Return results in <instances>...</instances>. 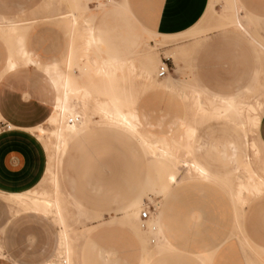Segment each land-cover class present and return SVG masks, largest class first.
<instances>
[{"label":"rangeland","instance_id":"374dc122","mask_svg":"<svg viewBox=\"0 0 264 264\" xmlns=\"http://www.w3.org/2000/svg\"><path fill=\"white\" fill-rule=\"evenodd\" d=\"M242 1L252 12L264 15V0ZM28 3L29 0H22V4ZM229 3L230 0H211L209 9L196 26V30H192L186 33L183 38L176 40H174V36H170L167 43L158 49L161 59L167 61L168 69L165 75L180 92H184L188 96V99L183 100L172 91L163 92L159 89L149 90L146 88L144 93L136 95V101L131 105L132 112L139 115L142 121L135 129L129 131L117 124L97 120L93 122L94 125L87 133L81 137L70 139L65 151L61 152L59 149L60 141L56 134L59 124L43 122L46 131L40 134L41 139H38L36 134L34 135L35 131L20 127L11 128L7 121L0 120V169L5 166L4 169L6 170L7 167L11 168V165L14 167L11 169L16 170H13L14 172L8 176L0 174V179L4 182L1 184L10 187L25 186L29 184L28 179L34 178L40 172L43 173L41 170H44L46 162V169L41 179L45 181L43 185L23 192L32 194L48 192L50 196L54 197L57 193L56 185L59 184V188L63 193L70 190L87 206L88 209L84 206L83 209L88 214L77 218L74 215L75 208L69 205L71 234L78 238L77 242L79 244L76 249L79 252L80 261L78 260L76 264H121L109 260L95 261L93 255L94 240L100 237L99 232L95 230V226L100 224L107 225L105 237H111L112 235L109 229L110 226H108L110 224L128 229L127 232L133 240V245L138 247L142 245L141 257L143 258L144 243L129 227L125 216L127 212L139 210L146 199L154 203L157 210L161 211L166 200L165 186L162 179H166L169 173H174L176 170L177 179L181 184H174V187L178 191L191 194L196 200L204 199L206 209L217 215L215 218L220 223L224 213L223 199L227 196L231 199L234 206L235 227L241 234V241L245 243L247 248L252 249L251 252L255 253L258 264L261 259L264 260V246L251 241L244 232L241 222L244 208L254 199L259 201L261 208L257 215L264 220V144L258 134L260 118L264 113V65H260L256 75V85L247 94L237 97L240 98L244 106L241 109V116L246 124L241 127L246 133L249 147V151L241 165L233 168L238 161L230 159L226 154V152H229V148L224 153L223 147L227 140L233 139L242 149L245 148L240 129L223 118L211 117L202 121V113L193 107L196 96L195 88L198 84L206 89L210 88L224 93L236 92L244 87V85L238 84L243 81L242 76L239 75V65H228L237 62V32H239L237 28L232 27L228 16L222 15L224 12L223 6ZM98 4L97 0H38L36 11L34 10L32 14L29 13L30 9H27L24 15L15 17L19 19L37 18L36 21L31 23L16 22L19 24L16 34L23 37L28 48L26 35L29 36L36 30L44 32V36L47 33L48 41L59 52V57L62 59L61 65H64L63 59L69 40L70 27L67 17L63 14L75 12L80 18L79 29H82L85 25L83 21L85 17L93 18V22L97 24L102 32L105 48L112 52H121L124 55L131 56L137 60L134 61L137 64L144 61L150 62V57L140 60L141 53L138 50L140 48L127 31L128 29L138 30L129 22L123 9L117 7L113 14L102 11ZM236 7H238L240 19L247 30L244 33L255 40L254 28L257 30L256 34L264 31V20L255 19L253 21L248 17L244 19L242 15L245 14H243L238 0L236 1ZM213 31L224 36L223 40L226 44L219 49V56H217L219 59L216 63L225 65H206L208 61L205 53L206 39L213 34ZM140 33L143 36L146 35L144 32ZM159 37L160 35L155 34L153 38ZM191 37L193 38L192 48L189 43L187 53L181 56L178 64L172 58H167L169 50L179 42L191 41ZM150 41L151 43L154 42L153 39H150ZM0 42L7 49L6 54L15 48L11 36L4 39L0 38ZM253 45L263 64L264 53L257 49L254 42ZM213 58L214 56L210 55L209 61L212 62ZM161 62H158L155 69V76L157 77H160L157 75V69ZM0 68L1 75L5 69L3 66ZM75 71L79 72L77 66H75ZM15 73L18 76L13 80L19 86H23L25 90L33 91L43 98L47 94L50 99L53 98L54 90L50 85H46L47 78L40 66L22 65ZM253 80V76H251V79L246 80V85ZM214 81H224L230 84H208ZM199 90L205 96L212 97L211 94L201 88ZM143 97L147 109L152 113H143L141 107ZM71 102L74 110L77 113L81 112V103L78 98L72 97ZM203 102H205V99ZM164 108L166 109L162 113L161 109ZM182 110L185 113L180 116L178 112ZM92 114L93 117L99 119V114ZM159 114L161 116L157 118ZM249 117L255 118L257 125H253ZM153 118H157L156 121ZM185 119L197 124V131L192 140L190 152L186 147L187 138L184 137L186 129L180 125L174 128L169 126V122L179 124ZM160 121H164L163 126L158 125ZM36 131L39 133L38 130ZM127 133L133 135L140 142L145 152L135 138ZM165 137L175 145V148L166 157L158 158L152 150L156 149V152L159 153L163 145L156 142ZM12 154H16V156L11 158ZM195 155L206 162L211 169L224 173H212L199 159L193 157ZM193 159L206 167L209 172V179L205 180L197 174L195 175V173L194 176L190 173L187 162ZM239 176L247 185H258L257 189H243L240 199L237 196ZM148 177L149 180L146 183ZM143 188L144 190L140 192ZM139 192L140 194L122 209L132 196ZM162 196L163 204L160 206L157 200ZM20 208H22L20 204L0 198V241L3 244L5 253V256L0 257V264H40L52 252L56 226L51 219L36 212L20 211L16 213ZM238 232L235 234L237 235ZM213 236H216V238H213L214 245L194 252V255H197L195 256L202 264H221L224 257L228 234L224 231H215ZM175 248V242L168 247V249ZM162 251H158L156 255L149 258L146 264H160L156 256L160 255ZM142 258L140 263L134 264H143Z\"/></svg>","mask_w":264,"mask_h":264},{"label":"crops","instance_id":"0c3cea01","mask_svg":"<svg viewBox=\"0 0 264 264\" xmlns=\"http://www.w3.org/2000/svg\"><path fill=\"white\" fill-rule=\"evenodd\" d=\"M102 6L98 4L102 11L115 13L117 7H121L123 11L128 16L129 22L136 28L138 31H133L128 29L129 35L137 42L141 53L140 60L150 58L160 57V53L158 49L162 47L167 41L170 39V36H174L175 39L183 38V36L192 31L196 30V26L201 22V20L206 15L211 0H116L117 2H112V0H101ZM38 0H29L28 4H22V0H0V22H27L31 23L37 20V18H29V19H19L15 18L18 15H24L27 9L29 13L32 14L34 10L36 11ZM98 2V1H97ZM240 8L243 10L242 15L244 19L246 17L255 21V19L264 20V15H260L252 12L249 8L244 4L242 0H238ZM84 6V5H83ZM38 16V14L36 13ZM93 19V18H92ZM31 22H30V21ZM242 21V20H241ZM251 26V25H249ZM252 27V26H251ZM140 32H144L146 35L143 36ZM209 36L206 39V48L205 53L208 57V61L206 65H225L223 63H216L219 59V49L224 47L226 42L223 40V35H219V33H215ZM237 32V31H236ZM254 28V38L252 40L250 36H248L243 31H239L237 36V62L234 64L233 62L228 65H239V75L242 76L243 81L238 84L244 85V87L238 89L236 92L224 93L212 90L210 88L206 89L204 86H200L199 84L195 88V90H199L201 88L208 94H211L212 97H208L210 100H220V101H230V100H240L241 95L247 94V92L256 85V75L259 71L260 65L262 64L259 57L257 56L254 50V44L257 49L262 52L261 44L264 45V31L258 32ZM22 33V32H19ZM44 32L37 30L32 32L27 37L28 48L25 49L29 56L32 59V62L29 64L20 63L18 66L22 65H34L40 66L44 76L47 78V86H51L54 90L53 98L50 99L49 95L45 98L36 95L33 91L25 90L23 86H19L13 79L18 76L16 70L19 68H15L13 70L5 72L0 78V115L2 119L8 122L9 127H20L25 129H35L43 126V122L49 123L50 119L56 113V105L58 102L59 92L57 87L52 82L50 76L45 71L46 66H69L66 61L68 60L71 51L73 49L74 41L71 32L69 33V40L67 42L65 58L63 59L64 65H61L62 59L59 57V52L55 49L53 44H51L47 39V33L44 36ZM160 35L159 38H153L154 35ZM6 35H1L0 38L4 39ZM18 37V34H16ZM93 37L95 40V60L92 66H102L103 58L110 59H132L133 61H137L135 58L124 55L121 52H112L103 46L102 32L96 23L93 22ZM190 38V37H189ZM45 39V40H44ZM150 39L154 40L153 43L150 42ZM222 39V40H221ZM159 40V41H157ZM172 40V41H174ZM193 38L191 37V41H183L177 43L174 48L168 51L167 58H172L177 64L181 56L187 53L189 48V43L192 48ZM261 40V41H260ZM253 41V42H252ZM149 42V43H148ZM157 42V43H155ZM261 42V43H260ZM151 43V44H150ZM171 44V43H170ZM154 47V48H153ZM6 50L2 43L0 42V67L5 65V56ZM192 51V50H191ZM263 53V52H262ZM158 54V55H157ZM176 59H175V57ZM210 55H213V61L210 62ZM180 56V57H179ZM161 59V57H160ZM161 61H163L161 59ZM259 65V66H256ZM71 66H77L79 68V72L75 71V67L73 68V73L78 77L80 83H84L87 81L85 79L84 71L82 66H87L84 60H75ZM1 71V68H0ZM253 76V81L247 84L246 80L251 79ZM168 76L159 77L161 84L160 86H156L150 88L149 90L159 89L163 92L172 91L175 92L178 96H180L183 100L188 99V96L184 92H180L175 85L170 81ZM191 78V77H190ZM223 79V78H222ZM179 85L177 82H175ZM208 84L212 85H228L229 82L224 81H214ZM201 92V91H200ZM204 94V93H203ZM75 96H71L69 99L70 103V111L69 114L77 117V122H79L80 126L78 128V133L76 135H72V138H78L87 133L92 126L93 122L97 120L100 122H106L101 119L99 115V119L93 117V111L86 112L84 109L83 102L79 100L81 103V112H76L71 102V98ZM230 99H225V98ZM220 98V99H219ZM51 106V109H50ZM140 107V103H139ZM141 107L143 113H152L149 109H147L146 101L144 97L141 101ZM50 109V110H49ZM166 108L161 109L162 113ZM32 110V111H31ZM161 113V114H162ZM177 113V112H174ZM180 116L184 115V110L178 112ZM159 114V116H161ZM138 118L141 121L140 116ZM157 118H153L155 121ZM234 124L241 131L243 142L245 148L242 149L240 145L233 139L227 140L224 143V153L226 149L229 148V152H226L227 156L230 159L237 160V164L233 166H239L245 160L246 154L249 151L248 147V138L246 136L245 131L241 127L240 124L234 121H231L227 118H223ZM74 122V121H72ZM188 120H182L179 124L176 122H169L170 128H174L177 125L184 127ZM92 123V124H91ZM108 123V122H107ZM148 125H153L151 123H147ZM96 125V124H95ZM159 126L164 125V121H160L158 123ZM240 125V126H239ZM89 127V128H88ZM88 128V129H87ZM114 128V127H111ZM118 129V128H116ZM119 130V129H118ZM156 130V129H155ZM121 131V130H120ZM128 134V133H127ZM196 134V132H195ZM194 134V136H195ZM258 134L260 139L264 144V113L261 115L259 126H258ZM135 138L133 135L128 134ZM194 138V137H193ZM68 140V142H69ZM135 140L142 147L140 142L135 138ZM44 146V145H43ZM66 149V147H65ZM64 149V151H65ZM144 150V148L142 147ZM63 151V152H64ZM145 152V150H144ZM20 153V152H19ZM21 154V153H20ZM146 154V153H145ZM19 155V154H18ZM16 154H12L10 157H14ZM158 158H163L162 156H157ZM200 160L212 173H224L211 169L209 165L198 158L196 155L194 156ZM17 158H19L17 156ZM150 160V159H149ZM47 161V155H46ZM63 162V160H62ZM199 162V163H200ZM200 163L202 166H204ZM177 167L176 163H174ZM204 166V167H205ZM5 167V166H4ZM4 167H1L0 174L8 176L10 173L14 172L11 169L14 168L10 165L11 168L7 167L5 170ZM205 167V168H206ZM232 168V169H233ZM46 169V162L44 166V170L37 174L34 178L28 179L29 184L22 187H10L5 184L0 179V190L5 193L12 192H21L26 191L30 188H39L45 182L41 180L43 178L44 172ZM230 169V170H232ZM176 170V168H175ZM228 170V171H230ZM16 171V170H15ZM226 171V172H228ZM214 173V174H215ZM177 176V170L174 173H169L166 179H162V183L165 186V193L171 190L174 186V177ZM149 177L147 178L146 183H148ZM146 187V185H145ZM144 187V188H145ZM144 188L140 191L142 192ZM66 195L72 199L80 209H83L85 204L79 200L70 190ZM133 195L132 198L122 207V209L133 201L139 194ZM1 198V197H0ZM224 213L222 216V222L216 220L215 216L212 212H209L206 209V203L204 199H195L191 194L183 193L182 191H178L173 195V198L168 201V208L170 209L168 220L164 221L167 225L168 231L172 232L175 238L172 240V244L175 242V249H162L160 255L156 256L159 259L160 264H202L200 260L194 255L195 251H199L200 249H204L214 245L213 233L215 231L221 232L224 231L228 234V240L226 243V251L224 257L222 258L221 264H258V258L254 252H251V248H247L245 243L241 241V234L235 227V213L234 206L231 199L227 196L224 199ZM145 201V200H144ZM160 206L163 204V196L157 200ZM256 199L252 200L249 205H247L242 213L241 222L242 228L244 232L249 236L251 241L255 244H259L264 246V220L257 215L259 210H261L260 205ZM170 206V207H169ZM26 212H36L41 213L42 215L49 217L55 227V241L53 245L52 252L50 255L45 258L40 264H49L52 260L56 258L59 253L60 243H61V235H60V227L54 218L42 211L37 209H24L20 208L19 211ZM87 212L86 210H84ZM134 211V210H133ZM132 212V211H131ZM88 213V212H87ZM130 212H127L129 214ZM95 225V224H94ZM109 229L111 230V237H105V231L107 230V225L100 224L95 226V230L99 232L100 237L94 240L95 246L93 249V255L95 261L98 260H109L110 262L118 263L120 262L125 264L130 263H140L141 260V252L142 245L139 247L133 245V240L131 236H129L126 228H123L119 225L110 224ZM159 226V224H158ZM132 229V228H131ZM133 230V229H132ZM134 231V230H133ZM135 232V231H134ZM238 232L236 235L235 233ZM148 235V234H147ZM156 243V242H154ZM84 246V245H83ZM156 255V254H155ZM5 256L3 251V244L0 241V257ZM144 258V252H143ZM142 258V262H143Z\"/></svg>","mask_w":264,"mask_h":264},{"label":"bare ground","instance_id":"6f19581e","mask_svg":"<svg viewBox=\"0 0 264 264\" xmlns=\"http://www.w3.org/2000/svg\"><path fill=\"white\" fill-rule=\"evenodd\" d=\"M97 1L100 6H102V1ZM236 1L237 0H230L228 5H224V12L222 15L228 16V20H230L232 27L237 28L239 31L247 32L245 24L240 19L237 9L238 7H236ZM112 2L117 1L112 0ZM63 16L67 17V22L74 41L73 49L67 60L69 66L44 67L59 92L56 113L50 119L49 123L59 124L58 130L55 131L60 141L59 149L61 152L64 151L69 138L78 133V128L80 126L79 122L74 120L75 117L69 114V99L71 96H75L83 102L86 112L91 110L94 113L99 114L103 121L117 124L118 126L131 131L135 129L138 124H141L138 115L132 112L131 107L132 103L136 101V95H138V93H144L146 88L150 89L160 86L161 84L160 78L155 76L156 66L158 62L161 61L160 57L151 58L149 59L150 62L144 61L140 64H137L132 59L126 58H119L117 60L103 58L102 66H92L91 64H93L95 60V40L93 37L92 17H85L83 20L85 25L82 29H79L80 18L77 13L70 12L69 14H63ZM22 24L24 23L22 22ZM18 26L19 24L16 22H0V34H4L6 37L11 36L15 45V48L5 56V66H3L5 71H2L0 78L5 72L19 67L18 65L20 63L29 64L32 62L31 57L25 49L23 37L20 35H18V37L15 36L19 29ZM260 46L264 53V45L261 44ZM79 58L84 60L87 65L82 66L85 79L87 80L84 81V83H80L78 77L73 73V68L75 66H71L72 63L75 60H79ZM195 92L196 96L193 101V107H195L198 112L202 113V121L208 118L210 119L211 117L227 118L231 121L237 122L241 126H245L246 122L241 116V109L244 107L241 100H210L202 92L198 90H195ZM204 99L205 102H203ZM69 118H73L74 122L70 121ZM1 119L2 116L0 115V120ZM249 119L253 125H257V120L255 118L249 117ZM184 128L186 129V135L184 137L187 138L186 147L190 152L191 143L194 134L197 131V124L193 121H188ZM30 130L35 131L34 135L36 134L38 139H41L40 134L46 131L43 126ZM36 130H38L39 133H37ZM156 143L163 145L160 148L159 153L156 152V149L152 150L156 156L166 157L170 151L175 148V145L166 137L158 140ZM187 164L189 171L193 176L195 173V175L197 174L205 180L209 179L210 176L208 170L196 159L188 161ZM174 184H181L179 183L177 176L174 177ZM56 186L57 193L54 197L50 196L48 192L33 194L23 191L5 193L1 190L0 197L9 202L20 204L24 209H37L50 214L60 227L61 243L58 255L49 264H76L79 260V252L76 249L79 244L77 242L78 238L71 234L72 226L69 222V205L75 208L74 215L77 218L86 216L88 213L80 209L79 206L66 195V193H63L59 188V184ZM257 187L258 185L256 184L247 185L240 177L238 184L239 192L237 193L238 199L241 198L243 189H257ZM175 193H177V189L173 186L171 190L165 193L166 200L163 209L157 211V220L161 236L156 243H150L147 232L139 227L137 222L138 210H134L125 216L129 227L135 231L144 243L143 264H146L149 258L153 257L159 250L167 249L172 246L171 242L175 236L172 232L168 231L167 225L164 221L168 217L171 209L167 206L168 201L173 198ZM259 264H264V260L261 259Z\"/></svg>","mask_w":264,"mask_h":264},{"label":"built area","instance_id":"2783aa9c","mask_svg":"<svg viewBox=\"0 0 264 264\" xmlns=\"http://www.w3.org/2000/svg\"><path fill=\"white\" fill-rule=\"evenodd\" d=\"M168 69L166 59L163 60L157 69V75L162 77L166 74ZM70 121H73V118H69ZM74 120H77L75 117ZM157 206L148 201L147 199L143 202V204L139 207L137 222L141 229L147 232L148 240L150 243H154L160 238L161 233L159 231V226L157 223Z\"/></svg>","mask_w":264,"mask_h":264}]
</instances>
